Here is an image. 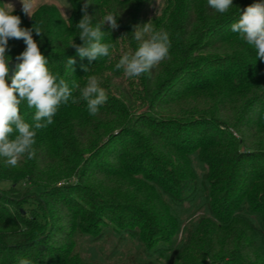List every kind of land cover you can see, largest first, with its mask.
I'll return each mask as SVG.
<instances>
[{
  "label": "trees",
  "instance_id": "16d2710c",
  "mask_svg": "<svg viewBox=\"0 0 264 264\" xmlns=\"http://www.w3.org/2000/svg\"><path fill=\"white\" fill-rule=\"evenodd\" d=\"M68 1L72 12L67 18L49 5L40 7L30 18L23 11L13 12L21 19L20 27L41 28L42 34L33 32V39L48 60L49 69L59 73L72 89V96L60 106L53 124L37 130L34 158L22 157L16 167L0 158V264H20L25 258L31 264H103L95 246L89 249L95 251L92 257L75 248L70 250L71 239L69 245L63 239L67 234L61 233L58 240L68 247H55L58 240L53 230L63 222L62 215L70 212L80 219L75 225L77 231L85 228V218H99L101 213L112 221L117 218L119 224L140 216L143 221L135 227L128 225L117 234L115 228H107L98 237L108 240L116 234L118 241H136L141 249L131 257L130 264H160L159 259L185 256L189 248L193 260L183 264H222L227 260L232 264H264V148L251 147L252 141H264V61L256 58L255 50L231 30L243 10L257 0H233L224 14L212 9L207 0H165L161 15L149 26L169 34V58L154 67L150 75L140 76L141 84L135 92L126 86L123 71L115 64L122 57L121 41L131 46L130 52L141 43L135 39L133 28L147 14L150 0ZM86 3L94 26L109 13L117 16L118 24L116 29L107 23L102 25L101 42L113 47L109 57L91 62L70 46L72 41L83 44L76 25L83 18ZM145 24L142 21L139 28ZM25 48L23 39H9V69ZM68 58L75 60L71 67ZM158 69L166 77L153 87ZM90 75L99 77L108 96L95 116L89 115L80 93ZM74 81L80 88H73ZM72 99L77 102L72 103ZM225 111L233 123L220 117ZM20 114L34 125L35 110L26 102L21 104ZM232 131L239 137L233 139ZM115 143L119 148L109 153ZM120 150L124 156L136 153L129 161L145 173L141 181L156 188L155 200L163 202L166 198L169 202L167 209L159 207L163 212L116 201L119 198L108 195L109 187L102 191L93 183L100 181L101 174L104 178L116 174L109 160ZM101 156L106 157L104 162ZM49 168L62 175L64 180L58 186L48 187ZM161 172L168 177L163 184L155 176ZM36 183L42 200L28 197L30 184ZM100 184L106 185L103 181ZM165 184L168 187L161 189ZM18 193L23 195L15 197ZM87 202L99 205V209L87 210ZM196 203L204 215L190 224L180 244L173 247L171 242H158L161 234L168 235L167 229L178 224L185 206ZM110 205L119 208L112 211ZM227 216L230 223L222 230L242 223L248 228L249 240L239 242V248L227 254L216 255L210 250L200 255L199 245L204 240L198 227ZM51 222L53 230L45 229L44 225ZM86 228L85 233L91 234L90 225ZM153 241L157 245L152 246ZM241 247H252L257 255L247 258Z\"/></svg>",
  "mask_w": 264,
  "mask_h": 264
},
{
  "label": "clouds",
  "instance_id": "9594fccd",
  "mask_svg": "<svg viewBox=\"0 0 264 264\" xmlns=\"http://www.w3.org/2000/svg\"><path fill=\"white\" fill-rule=\"evenodd\" d=\"M38 0H21L22 11L32 17ZM208 5L217 13L224 14L233 6V0H207ZM88 4L84 5L83 18L76 25L80 29L79 38L82 45L73 41L71 47L76 48L81 58L89 61L109 57L113 45L102 43L104 32L102 25L107 23L112 29L118 27L117 16L109 13L95 26L92 17L87 14ZM14 6L10 3L0 5V158L6 165L16 167L22 157L32 159L36 155L35 137L37 130L45 129L53 124V118L61 105H66L71 96L65 79L59 73H53L48 67V60L41 53L38 43L33 39L42 34L41 28L31 29L20 27L21 19L14 15ZM231 30L239 38L251 46L256 58L264 61V0H257L247 6L240 14L237 22L231 25ZM145 36L147 38H145ZM137 41H141L134 52H127L115 64L117 70H122L126 78H138L151 74V70L169 58L171 42L169 34L164 30H155L146 24L134 32ZM9 39H23L25 50L16 57L19 63L15 66L14 75L9 76L10 57L6 55ZM71 67L75 60L67 59ZM87 72L88 68L85 67ZM10 81V82H9ZM73 88H80L73 82ZM81 98L87 102L89 115L99 113L107 99L106 90L100 86L96 75L87 77V84L80 88ZM29 109H34V125L25 122L20 114V106L25 103ZM72 99V103H76ZM14 138L13 137V134ZM20 264H31L28 259H21Z\"/></svg>",
  "mask_w": 264,
  "mask_h": 264
},
{
  "label": "rangeland",
  "instance_id": "374dc122",
  "mask_svg": "<svg viewBox=\"0 0 264 264\" xmlns=\"http://www.w3.org/2000/svg\"><path fill=\"white\" fill-rule=\"evenodd\" d=\"M164 2L165 0H150L149 5H148L147 14L143 18V20H139L134 25L133 32H135L140 27L142 21L143 23H146L149 25L150 22L158 19V17L161 15L162 10L164 8ZM2 3H10L14 6V11H22L21 0H0V5H2ZM44 5L56 7L58 11L60 12V14L65 18L69 17L72 12V8L68 0H38L37 7L35 8L33 14L40 7ZM28 17L30 18V16ZM130 50H131V46L128 43L123 42V41L120 42V50H119L120 55H124L125 53L130 52ZM157 71L159 75H158V78L155 79V81L153 82V87L156 86L157 84L156 81L160 79H164L166 77L165 73H161L159 69ZM122 80L125 81L126 86H128V88L132 92L137 91L138 89L137 85L141 84V80L139 79V77L129 79L124 76ZM118 82L120 81L118 80ZM226 112L227 111L222 112L220 114V117L224 120H227L226 121L227 123H230V124L233 123L230 118L232 116L230 115L229 112L227 113ZM232 133H233V139L234 138L236 139L239 137V135L236 132L232 131ZM122 142L124 143V141H120L119 143H122ZM261 143H264V141L262 142L252 141L251 147L255 149H259L260 146H263L264 148V144L261 145ZM110 148L111 150L109 153H111L112 150L116 151V149H118L119 146H117V144L115 143V144H112ZM162 151H164V154H166L165 149H163ZM132 155L134 157L136 153L128 154L124 156V152L120 150L119 154H116L113 160H109V164L113 166L112 167L113 171L116 170V174H114L113 177L111 176L109 178H106V177L104 178V176L102 177V174H101L99 175L100 181L97 182V180H95L93 183L96 186H98L102 191L107 190V187H109L110 192L108 193V195H112L114 198H119L116 201L124 200L125 201L124 203H127V202L128 204L133 203L135 205H138L139 207L146 206V207H150L151 209H158L159 212H163V209L159 207H163L164 209H167L169 206V202L165 200L166 198L165 199L163 198L164 199L163 202L155 200L156 191H154V189L156 188L149 184H145L141 181L144 178L145 173L143 172L142 169L140 170L138 167L133 166L134 162L129 161V158L133 159ZM120 157H122V159H120ZM105 158L106 157L101 156V159H102L101 161L104 162ZM140 165H142V161L140 162ZM131 167L133 170H131ZM99 169H101L100 166L98 167V170ZM46 176L49 178V181H50V183L48 184V187L52 185L58 186V183L64 180L62 175H60L53 168L47 169ZM155 176L160 179L158 182L161 184L166 183L168 181V177L163 176L162 172L161 174H156ZM102 181L106 183L107 186L100 184ZM42 184L44 183H41V185ZM92 186L95 187L93 184ZM167 187H168V184L167 185L165 184L161 186V189L167 188ZM39 188H40L39 183H36L35 185L30 184L29 191H28L30 196L28 197L29 198L32 197L36 200H42L40 198L41 193H40ZM169 191H171V189H169ZM150 192H153V193H150ZM21 195H23V193L15 194V197H18ZM128 197H130V199H135V200L134 201L127 200L129 199ZM196 205L198 204L196 203L191 207L185 206L184 210L185 209L186 210L183 211V214L180 216L178 224L169 227V229H167L168 235L166 233L165 235L161 234V237L158 238L159 241L158 240L157 241L158 242H164V241L171 242L170 246L172 244L173 247L174 246L177 247L180 244V242L184 239V237L186 236V233H187L186 231L188 227L190 226V224L197 223L199 218L204 215V210L201 208L198 209ZM87 206H89L88 208H86L87 210L92 209L94 207L99 209V205H93L91 203L89 204V202H87V205H85V207ZM110 206H111L110 208H112V211L116 210L117 208V206L115 205H110ZM167 215L168 214H166V216ZM74 217L75 216L72 214V212H70V214H67V216L62 215L61 219L63 222H61L57 226V228H55V230H53L54 227L52 228L53 226L52 222L50 224L47 223L46 225H44V227L45 229L46 228L48 229L49 227L50 231L52 230L54 231L52 234L56 238V240H58L59 237H61L62 235L61 233H64V235L67 234V236H65L63 239L68 240V245H69V240L71 239L70 241L73 243V245H72V248H70V250L75 248L76 251L82 252L83 255H85L86 257H92L95 252V251L91 252V250H89L91 249V246L97 247L98 255L101 256L100 261H103V264H130L131 257L135 256L136 254L140 252L141 248L139 249V246L137 245L136 241H133L132 239L128 240L127 242L123 240L118 241L117 236H115L118 230L124 229L128 225H130V227H135L136 223L139 224V221H143L141 220L142 218H140V216H137L136 218L137 220L135 219L128 220L126 221V223H123L121 221L119 224V221L117 220V218L112 221V220L107 219V216L105 214L101 213V216L99 218L103 219L104 222H101L100 220H98L99 218H88L87 217L84 219L82 223L85 228L83 229L79 228L78 231L75 230L76 228L75 225L79 223L80 219L76 220ZM229 221H230V217L227 216V218H221L219 221L204 222L198 227V231L201 233V237H203V240H204L203 243L199 245L200 255L202 254L207 255L210 250L214 251L216 255H221L224 253L227 254L233 248L235 249L239 248L237 246L239 245V242L244 241V243H246V241L249 240L248 228L246 225L242 223H237L233 227H231L229 230L223 231L222 229H224L225 226L230 223ZM88 225H90L89 229H91V234L85 233V229H88L86 228ZM107 228L108 229L115 228L116 231L114 233L116 234H111L110 237H108V240H105V237L102 239L101 238L98 239L102 231H104V229H107ZM24 231H22V233H24ZM17 236L21 237V235H16L15 237ZM89 238L91 239L90 242L88 241ZM189 239H190V242H192L193 236ZM73 241L75 242V244ZM62 242H63L62 239L58 240L57 245L54 244L55 247L57 248L66 247L67 248L68 246L62 245ZM155 245H157V243L153 241L152 246H155ZM240 249L243 251L242 253L247 258H249L250 256L254 257V255H257L256 254L257 250H255L252 247H241ZM192 251L193 250L189 248L184 252L185 256L183 255L180 256V254H179L180 257L177 255L176 256L173 255L164 260L159 259L157 262L160 264H183L182 261L189 262L193 260ZM143 255L144 253L142 252L141 258L143 257ZM228 261L229 260H227V262L222 263V264H232V262H228ZM211 264H221V263L218 261L216 263L213 262Z\"/></svg>",
  "mask_w": 264,
  "mask_h": 264
},
{
  "label": "water",
  "instance_id": "95a60500",
  "mask_svg": "<svg viewBox=\"0 0 264 264\" xmlns=\"http://www.w3.org/2000/svg\"><path fill=\"white\" fill-rule=\"evenodd\" d=\"M18 63V61H14L12 63H10V72H9V76H12L14 74L15 71V66Z\"/></svg>",
  "mask_w": 264,
  "mask_h": 264
}]
</instances>
